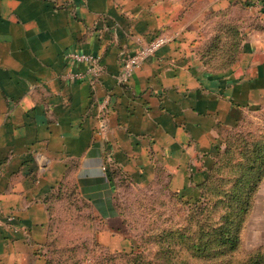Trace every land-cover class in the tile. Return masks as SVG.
Listing matches in <instances>:
<instances>
[{"label":"crops","instance_id":"1","mask_svg":"<svg viewBox=\"0 0 264 264\" xmlns=\"http://www.w3.org/2000/svg\"><path fill=\"white\" fill-rule=\"evenodd\" d=\"M232 27L236 59L209 68L202 50ZM69 50L99 54L101 72L68 78L85 68ZM263 107L264 0H0V264H50L71 189L96 242L119 244V180L196 191L217 138Z\"/></svg>","mask_w":264,"mask_h":264},{"label":"rangeland","instance_id":"2","mask_svg":"<svg viewBox=\"0 0 264 264\" xmlns=\"http://www.w3.org/2000/svg\"><path fill=\"white\" fill-rule=\"evenodd\" d=\"M211 156L214 164L201 192L175 194L161 186L141 188L119 180L116 204L126 225L120 227L123 239L109 249L97 244L96 219L73 194L71 214L56 215L49 260L264 264V107L248 111L237 127L217 138ZM226 221L227 232L219 239Z\"/></svg>","mask_w":264,"mask_h":264},{"label":"trees","instance_id":"3","mask_svg":"<svg viewBox=\"0 0 264 264\" xmlns=\"http://www.w3.org/2000/svg\"><path fill=\"white\" fill-rule=\"evenodd\" d=\"M229 31H231V32L228 33ZM238 44H239L238 32L235 31V29L233 27L230 28V30H229V28H227L225 31H222L220 33H216L213 36L212 41L209 43V45H207V47L204 48L201 52L203 61L205 62V64L207 66H209V68L210 67L222 68V67L226 66L227 64L234 62V60L236 59V57H235L236 53L238 51ZM244 118H245V116L234 127H237L244 120ZM228 130H225L221 134V136L225 132H227ZM214 160H215V158L213 159L212 164L210 165L209 169L207 170V173H206L204 179L198 184V186H197L198 192H201V189L205 185L206 180L209 178L212 166L214 164ZM73 194H75L76 197L79 198L77 193L73 189H71V191L66 193V195L64 196V199H65L64 204L67 206L65 211L67 212V214H71V210L73 209L72 202H71V196ZM175 194H177V193H175ZM115 198H116V196H115ZM80 201H82V200L80 199ZM83 203H84V205H87L85 202H83ZM117 208L119 209L118 205H117ZM119 214L121 215L122 220H123L124 224L126 225V223L124 221L125 219H123V216H122L120 211H119ZM226 223H227V221L222 225L221 230L218 231V234L220 235L219 239L221 238V236H223L227 232V228L225 227ZM224 239H227V237H225ZM53 240H54V238H51L49 240V242L47 243L48 249H47L46 254L48 256L47 261L50 264H54V262H51L49 260V257H50L49 254L50 253L48 252V251H50V249H52L51 241H53ZM106 249H109V248H106Z\"/></svg>","mask_w":264,"mask_h":264},{"label":"built area","instance_id":"4","mask_svg":"<svg viewBox=\"0 0 264 264\" xmlns=\"http://www.w3.org/2000/svg\"><path fill=\"white\" fill-rule=\"evenodd\" d=\"M165 41V37L157 36L144 46L138 48L132 55L128 56L123 63L121 76L119 78L120 81L127 82L129 76L140 66L141 62L149 55L153 54ZM64 57L68 62L83 64L85 66L83 71L70 73L68 75V78L70 79H89L97 76L102 70L99 54L69 50L64 54Z\"/></svg>","mask_w":264,"mask_h":264}]
</instances>
